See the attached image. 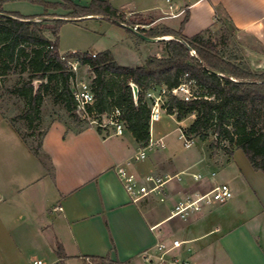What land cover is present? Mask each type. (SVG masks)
I'll return each mask as SVG.
<instances>
[{
  "label": "crops",
  "instance_id": "1",
  "mask_svg": "<svg viewBox=\"0 0 264 264\" xmlns=\"http://www.w3.org/2000/svg\"><path fill=\"white\" fill-rule=\"evenodd\" d=\"M3 1L6 12L26 17L45 14L44 7L28 1ZM71 1L89 6L105 0ZM108 1L126 20L136 16L147 20L149 24H137L146 30L178 32L188 15L183 30L187 38L214 27L217 21L225 22L240 49L234 55L225 52L227 57L238 65L244 57L251 71H264V0ZM47 14L79 21L66 18L69 11L62 8L49 9ZM128 38L136 49L148 52L147 58L166 55L165 43H149L131 34ZM160 44L165 50L158 48ZM4 112L0 110L4 125L0 131V264H32L38 259L46 264H83L90 257L138 264L144 262V251L174 239L190 242L192 251L184 249L180 255L196 264H264V173L252 167L242 150L231 156L207 151L204 156L183 157L166 145L149 152L146 160L135 161L143 147L129 131L115 136L110 128L70 130L56 121L47 128L36 153ZM170 117L177 120L176 115ZM194 119L192 115L177 122L184 129ZM118 167H125L142 182L149 175H180L181 181L167 184L164 203L154 195L133 202L117 174ZM195 167L197 171L191 173ZM194 175L203 179L196 181ZM219 184L230 186L233 198L229 202L186 221L171 218L179 198L207 193ZM59 245L63 258L58 256Z\"/></svg>",
  "mask_w": 264,
  "mask_h": 264
},
{
  "label": "trees",
  "instance_id": "2",
  "mask_svg": "<svg viewBox=\"0 0 264 264\" xmlns=\"http://www.w3.org/2000/svg\"><path fill=\"white\" fill-rule=\"evenodd\" d=\"M22 1L44 7L45 14L26 17L20 13L6 12L3 7L5 1L0 0V79L10 75H29L27 81L11 90L24 101L23 118L28 122V129H34L40 107L50 96L54 104L65 106L72 118L80 122L71 88L76 75L62 60L57 38L61 26L68 21L48 15V10L62 8L69 11L68 19L106 16L132 27L138 21L147 20L139 16L126 20L108 0L93 1L89 6H79L71 0H60L61 3ZM187 21L188 15L178 32L168 28H139L138 31L152 38L169 35L181 37L193 48V55L177 41L165 43L164 57L150 56L139 67L118 64L111 51L98 53L96 57L89 52L68 54L69 58L78 60L81 67H88L93 75L91 87L95 101L88 110L89 114L99 119L116 109L120 110L119 119L125 122L126 130L145 147L151 138V110L145 101L146 92L158 86L176 88L188 74V80L195 83L197 98L185 102L172 97L168 104V114L176 115L178 122L195 116L192 124L182 129L185 137L207 141L208 132L212 131L215 138L212 149L223 150L230 156L235 150H242L252 167L264 173V71L253 72L226 56V50L236 43L227 23L217 21L216 26L187 38L183 34ZM217 26L221 34L215 37L214 29ZM128 32L137 38L133 32ZM47 33L53 35L54 39L48 38ZM132 85L138 87L137 99L134 98ZM11 122L28 142L15 118ZM98 130L102 131L100 128ZM30 145L34 152L39 153L42 140L37 146ZM57 252L63 258L64 251L60 245ZM85 262L117 264L108 258L98 257L86 258Z\"/></svg>",
  "mask_w": 264,
  "mask_h": 264
},
{
  "label": "built area",
  "instance_id": "3",
  "mask_svg": "<svg viewBox=\"0 0 264 264\" xmlns=\"http://www.w3.org/2000/svg\"><path fill=\"white\" fill-rule=\"evenodd\" d=\"M203 1V0H198ZM127 13L124 12V15ZM136 30L140 28L139 25L134 26ZM141 29V28H140ZM75 53V52H70ZM69 53V54H70ZM96 57V54H93ZM62 60L66 62L68 68L76 75L75 80L72 83V92L76 101L77 110L76 113L79 118L88 122L91 126L97 129H111L113 135L122 136L126 131V125L124 121L119 118L121 111L116 109L111 114L101 116L99 119L93 118L89 114V108L94 104L95 96L92 91L91 81L79 80L77 74L81 68L79 61L68 57V54H62ZM189 75L186 74L181 84L173 89H169L167 86H158L150 89L145 94V101L150 107V126L152 124L160 122L164 113L168 114V104L172 97L179 100L189 102L197 98L195 93V83L188 80ZM132 92L134 94V90ZM173 116V115H169ZM178 141L182 142L186 149H190L194 145V139H187L184 134L178 137ZM166 136L160 138H151L148 144L141 148L140 152L134 157L135 161H144L148 158L150 151L166 148ZM118 176L120 177L123 185L129 194L133 202H138L150 195L157 196L161 202H166V186L170 182L177 180L181 181L180 175H165L154 176L149 175L145 177V181L142 182L140 178L131 173L125 167H118L116 169ZM196 181L203 179L202 175H194ZM233 198V192L228 184H219L215 186L211 191L207 193H188L179 198L171 211V218H178L181 220H188L190 217L202 213L205 209L215 206L224 205ZM187 252L192 251L189 241H182L174 239L171 242L162 240L158 242L155 247L150 248L143 252L142 258L144 261L150 264H196L188 258L182 257L180 254L182 250ZM32 264H46L43 260H35Z\"/></svg>",
  "mask_w": 264,
  "mask_h": 264
},
{
  "label": "rangeland",
  "instance_id": "4",
  "mask_svg": "<svg viewBox=\"0 0 264 264\" xmlns=\"http://www.w3.org/2000/svg\"><path fill=\"white\" fill-rule=\"evenodd\" d=\"M54 16V15H53ZM139 25L146 24L148 22L138 21ZM129 32L123 27L102 19H83L79 21H69L64 23L58 32V41L60 49L69 54L68 52H79V53H92V52H105L111 51L118 62L122 65L129 67H139L143 65L144 60L148 56V52L145 49H136L133 42L129 41ZM217 34V35H216ZM220 27L217 26L214 29V35L220 36ZM50 38L54 39L53 35H49ZM156 46V45H155ZM160 50H165L164 44H160ZM240 52L237 43L231 44L226 50V53L234 55ZM163 52V51H162ZM95 54V53H93ZM227 56V54H226ZM229 57V56H228ZM239 64L246 67V61L244 57ZM250 69V68H249ZM253 71V70H252ZM253 72H263L253 71ZM28 74L23 76L10 75L4 79H0V110L6 111L11 119L15 118L16 124L27 136V140L32 142L34 146H37L47 128L54 122L59 121L64 123L70 130H81L85 127L91 126L86 122L80 120L77 122L68 113L65 106L56 105L53 102L52 97L45 98L43 105L40 107L39 119L34 123V129H28L27 120L24 117L25 105L24 101L11 93V90L21 83H24L28 79ZM93 76V75H92ZM92 76L90 71L86 69H79L77 78L79 80L91 81ZM190 120L186 121V124ZM0 119V131L3 130V123ZM127 131V130H126ZM183 134L182 128L174 117L168 116L166 113L162 115L160 122L152 124V136L154 138L160 136H166L167 149H172L180 156H192L195 154L205 155L207 151L211 155H215L217 152H223V150H214L211 148V144L215 138L212 131L208 132V140L201 141L199 138L194 139V145L190 149H186L184 144L178 141V137ZM171 147V148H170ZM166 149V150H167ZM197 152V153H196ZM151 153V151H150ZM152 155V154H151ZM203 155V156H204ZM197 167L192 169L191 173L197 171ZM174 180L172 182H175ZM171 182V183H172ZM165 210L166 206H162ZM167 212V211H165ZM83 264H93L92 262H85ZM138 264H150L146 261L139 262Z\"/></svg>",
  "mask_w": 264,
  "mask_h": 264
},
{
  "label": "water",
  "instance_id": "5",
  "mask_svg": "<svg viewBox=\"0 0 264 264\" xmlns=\"http://www.w3.org/2000/svg\"><path fill=\"white\" fill-rule=\"evenodd\" d=\"M82 19H102V20L111 21V22L123 27L124 29L133 32L138 38H140L146 42H149V43H166V42H170V41H177V42L183 44L189 50V52L192 55L194 54L193 48L181 37L171 36V35L163 36V37H156V38L148 37V36L140 33L134 27L129 26L125 23H122L118 20L106 17V16H89V17H85V18H81V19H74V20H82ZM133 90H134L135 97L138 98V94H139L138 87L134 85Z\"/></svg>",
  "mask_w": 264,
  "mask_h": 264
}]
</instances>
